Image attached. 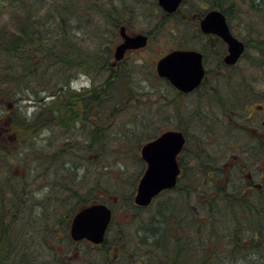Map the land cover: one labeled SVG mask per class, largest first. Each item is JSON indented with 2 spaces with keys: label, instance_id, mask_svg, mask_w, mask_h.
Instances as JSON below:
<instances>
[{
  "label": "trees",
  "instance_id": "1",
  "mask_svg": "<svg viewBox=\"0 0 264 264\" xmlns=\"http://www.w3.org/2000/svg\"><path fill=\"white\" fill-rule=\"evenodd\" d=\"M204 1L210 6L219 7L228 17L235 9L239 14L252 11L264 18V0ZM132 2L134 0H0V137L4 140L7 137L13 141L20 140L19 144L24 141L28 143L38 130L46 129L48 134L42 140L43 143L39 146L32 144L27 152L39 156L41 167L43 160L45 165L46 162L48 164L47 169L52 170L50 167L55 166L54 162L65 151L56 138L58 133L55 130L58 126L66 129L63 134H66L67 140L62 141L67 145L76 140L72 135L78 130L73 124L78 121L84 135L87 132L86 124H92L90 140H84L86 144L79 145L82 153L91 152L102 156L106 152L108 139L103 138L105 133L101 130L100 122L106 121L109 114L118 111V108L124 111L125 102L129 103V97L136 95L128 81L132 73L124 66L111 65L113 51L109 48V36L112 37V33L114 36L116 27L119 30V26L126 21L124 15L128 13ZM190 4L189 1L188 6ZM202 6L198 1L196 7ZM118 32L115 34L117 38ZM254 42L264 55V38ZM81 72L90 76L101 74L104 78L97 84L95 81L93 86L77 91L73 89L71 81ZM151 76L165 87V82L156 75L153 66ZM157 83H154V87ZM238 85L243 86L244 83ZM25 90L34 93L35 99L39 97L41 103L37 105L33 117L20 115L11 107L17 95L20 92L24 94ZM42 93L45 95L41 97ZM121 98L122 101L115 102V106H106ZM161 110L162 105L156 104L155 116L146 114L142 120L162 116ZM197 127L193 139L189 138L194 152L188 161L194 159L197 164H201L202 147L206 152L204 157L209 155L212 159L215 154L212 140L207 136L210 132L203 129L207 126ZM130 134L135 136V130L125 133L123 137H129ZM9 152L0 140V155L8 157ZM258 153H262L260 149L250 151L254 157ZM140 160L144 165V160ZM14 162L0 163V178H4L0 179V264H40L47 260L40 258V249L53 251L55 244L50 243V239L60 236L57 228L67 224L69 218L83 205L103 200L104 196H99L98 190L106 193L121 191L122 198L118 193L120 197H116V201L113 199L115 204L126 203L129 208L137 211L142 209L135 206L132 198L136 182L131 195L124 192L125 187L114 189L112 184L111 188L99 189L95 183L86 194H80L78 198L73 196L79 194L77 188L73 187L74 183L77 184V178L73 180L68 166L62 163L57 166L65 171L60 176L59 186L49 190L46 197L54 196L59 188L61 193L72 192L68 198L75 197L77 203L66 202L71 208L68 214L57 217V220L58 211L51 210L49 213L51 202L43 203L39 199H35L36 204L29 202L37 196L36 190L26 187L25 184L30 181L27 175L23 177V174L14 172ZM16 163L23 173V162L18 160ZM189 163L191 169L192 163ZM192 169L188 175H184L177 188L162 193L174 192L175 196L168 195L157 202L156 212L149 214L148 221L143 220L148 225L139 224V228L146 232L140 236L139 249L129 243L128 235L123 238L122 233L119 235L114 231L111 241V224L104 247L117 246V251L114 252L115 256L105 260L107 263L155 264L163 260L165 264H234L229 259L238 261L243 258L251 264H264V192L251 190L241 184L240 171L232 173L234 176L229 181L221 176V183L216 188L198 189L197 184L204 182L208 175L197 167ZM72 172L79 175V170ZM113 175L110 172V176ZM187 176H190V184L184 185ZM60 199L67 200L66 197ZM36 206L42 208L37 217L32 211ZM125 213L131 214L129 210Z\"/></svg>",
  "mask_w": 264,
  "mask_h": 264
},
{
  "label": "rangeland",
  "instance_id": "2",
  "mask_svg": "<svg viewBox=\"0 0 264 264\" xmlns=\"http://www.w3.org/2000/svg\"><path fill=\"white\" fill-rule=\"evenodd\" d=\"M184 1L185 2H183L180 7V11H178L174 15L167 16L165 14V11L159 5L158 0H134V2H132V6L128 8V13L126 14V16L124 15V17H126V21H124V23L128 25L129 32L132 34L136 32L148 33L150 35V42L149 45L145 48L128 51L126 56L121 60V68L122 66H124L126 70H130V72L132 73L131 77L129 75L130 78L128 81L131 84V89L135 90L136 95L129 97L131 98V101L129 103L125 102L126 108L124 111H122L121 108H118V111L109 114L110 116H108V119H106V121L100 122L101 130H103L105 133V136H103V138H105L106 140L108 139L107 145L110 147H108V149L102 156L91 152L82 153V148L80 146L86 144L84 143V140H90L89 130L92 129V124L90 123L86 124L85 126V130L87 131L85 132L86 135H84L83 133L84 131L81 128L80 122L78 123L77 121V123H74L73 126H75V129L78 131H74V135H72V138L76 140L78 138L82 139H78L79 141L75 140L74 142L71 141L67 145H64L65 142L63 143L62 141L67 140L66 134H63L64 130L66 129L61 126L57 127L55 131L58 133V137L56 138H58L59 143H61V146L65 151L64 153L60 154L59 159L54 162L55 166L52 165L50 167V169L52 170H48L49 168L47 169L46 166L48 164L46 162L45 165L43 160L41 167L39 156L33 155L32 152H27L32 148L33 145L39 146L43 143V141L45 140L44 137L48 134L46 129L43 128L41 130H38V132L34 135L35 137H33L34 139L31 140L32 143L30 141H27L28 143L24 141L19 144L18 142L20 140L13 141L10 137L5 138L4 140L2 137H0V140L6 151L11 152H9L8 157H3L2 155H0V159H2L0 163L3 165V162L5 161H15L12 165L14 166V172L18 175L23 174V177L27 175L30 181L29 184H25L26 187L30 188V190H36L37 196L31 198L29 202L36 204L35 199L42 200L43 203L51 202L50 209L48 207V210L49 213L52 212L51 210H55L56 212L58 211V214L55 217L57 220L59 217H63L64 214H68V211L71 207H69L70 205L68 206V203L66 202L72 204L74 202L77 203V199L75 197H73L72 199H70L71 197L68 198V195H70L72 192L61 193L58 188L57 191L55 190L56 193L54 194V196L46 197L49 194V190H51L53 187L59 186V180L61 179L60 176L62 177V174L65 171H62V169L58 168L57 166L59 164L62 165V163H66L65 165L68 166L69 172L71 173L70 175L72 176L73 180H75V177L77 178V181H75L78 185H75L74 183L73 187L77 188V192H79V194H72L73 196L76 195V197L78 198L80 194H86L89 189L93 188V185L95 183H97L96 185L99 186V189H102L103 187L111 188L112 184H114L112 186L114 189L121 190L123 187H125L126 191L124 192L131 195V190L133 189L134 183L136 182L132 195L134 201L140 174L141 172H143V169L146 166V163L143 165V162H141L140 160L142 158L141 147L147 140H149V138L154 136V134L157 135L170 126V122L168 120L166 112L168 108L165 102L168 93L165 91V87L163 85L160 86L161 82L157 83L152 78V66L155 67V63L160 56H162L165 52L169 51L173 47L177 46V42L184 43L187 35L183 36V34H187L190 30V25L194 24L193 22H191V19L187 17L188 12L203 11L201 7H196L198 1L201 2V4H203L204 6H208L207 2L204 0H188V2L186 0ZM189 1L191 2L190 6H188ZM228 18L233 31L241 39L245 40V42H248L245 53L242 55V57L238 61L237 66L234 69L236 74L232 78V81L236 82V84L244 83L243 86H249L250 88L252 87L255 91H264V55L259 51L258 45H256L254 42V40L258 38H264V18L261 16L259 17L252 11H246L239 14L235 9ZM93 24H95V21H93ZM91 28L94 29V27ZM88 31L91 32L89 28ZM117 31L118 27H116L115 29L114 36L112 33L113 38L109 36V48L112 51L114 50L116 44L121 40V37L117 38L115 35ZM177 31H179V33ZM176 33H178V35ZM171 34L174 35V38L171 36ZM172 39L176 40V42H173ZM102 78H104V75L95 74V76H90L81 72L80 74H78V76L74 77V79L71 81V85L73 89L82 91L83 88L93 86L95 81L97 84V82H100ZM225 80L222 81V85L226 88V86L229 85L227 83L229 80ZM154 83H157L155 87ZM222 90L223 88L221 89V91ZM43 95L45 94L42 93L41 97ZM17 96V99L14 101L11 107L19 112L20 115L26 113L33 114L38 107L37 105H41L38 100L39 97H37L38 99H35L36 95L34 93H30L25 90L24 94H21L20 92ZM123 96L124 92H122V97ZM49 98L50 96L47 97V99ZM121 101L122 98L113 101L114 103H108L106 106H115V102L117 103ZM261 102L264 103V97L257 103ZM156 104L158 106L162 105V116L160 115L155 119L147 118L146 120H142V118L146 114H153L155 116ZM120 107H122V105H120ZM210 107H212V105L208 101H205L204 108L207 109ZM214 110L216 112H218L219 110L218 113L221 115L223 109H221V106L219 109L215 104ZM243 110L244 108L241 111L242 113L246 112L245 110ZM92 111L94 112V110ZM260 114L261 113L259 112L258 115ZM216 115L217 114H215L214 116ZM96 120L98 121V119ZM93 122L94 121L92 120V123ZM226 122H228L227 117H220L218 120L216 119L211 128V134H213L212 136L214 137L211 138L214 152H219L218 147L220 146V141L232 139V137L230 138L228 136L230 133L225 125ZM251 125L253 126L254 130L260 126L253 122H251ZM234 128H236V126H233V130ZM133 129L136 132L135 136L133 134H130L129 137H123L125 133L127 134ZM197 129L198 127L196 126V124L193 123V125L190 126V133L194 134L195 132H197ZM206 132L208 131L206 130ZM252 134L253 131L251 129L245 130L244 133L238 130L237 134L235 135V139L242 140L245 135L251 136ZM234 154H239L241 156L242 152L234 149L232 150V155ZM261 154L258 153L256 157H251V160L253 161L252 166H255V168L262 166V164L264 163V154ZM224 156H222L221 158L222 162ZM230 157L232 158L233 156ZM98 159H103V161L101 162ZM18 160H20V162H23V165L25 167V169L24 167L22 168L23 173L20 172L21 167L16 163V161ZM72 161H74V163H72ZM75 170H79V175L76 176L75 172H72ZM110 172L114 173V175L110 176ZM17 178L20 179V177ZM0 179L4 180L3 177H1ZM49 185H51L50 189ZM103 191L104 190H98V195L104 196V199L102 201H105L106 203L111 205L114 212L112 227L109 233L110 240L112 241L114 231L115 234L119 233L120 235L122 233L121 235L123 236V238L128 235L127 239L129 243L138 249L140 246V236L146 234L144 229L139 228V226L142 223L144 226L146 224L148 225L147 221L149 218V214H153L156 212L155 209L159 200L167 197L168 195L175 196L174 192L164 193L158 196L150 206L137 211L135 208H129L130 206H128L126 203L118 202L117 204H115L113 202V199H115L114 201L117 200L116 197L119 196L118 193L121 196L123 192L114 190L108 193L104 191V193ZM34 193H32V196H34ZM63 197H66L67 200L60 199ZM42 202L38 203L40 204ZM41 209L42 208L39 206L33 207L32 211L35 213L34 216L37 217ZM128 210L131 213L129 215L125 213ZM138 213H140V215H137ZM71 218H69L68 221L66 220L67 224L64 223L57 228V230L60 231V236L57 239H50V243L52 242L53 244H55L54 249H52L55 254L63 258H69L68 255H71L74 258L71 259L70 262L74 264L85 263V257H87L89 262L92 264H109L110 262L107 263V261L105 260L111 256L116 255L114 252L117 251V246L107 248L104 247V243L102 246L93 247V245H91L87 241H74L70 235ZM157 219L159 218L157 217ZM143 220H147V223H144ZM121 239L122 238L119 239V242ZM53 251H49V249L46 248L41 249L42 254L40 255V258H44L47 259V261H50L49 253H53ZM63 251L67 252L68 254L64 253ZM75 257L77 258V260H75ZM229 262L234 264H251L249 261H246V259L243 258L238 259V261L229 259ZM155 264L165 263H163V260H159Z\"/></svg>",
  "mask_w": 264,
  "mask_h": 264
},
{
  "label": "flooded vegetation",
  "instance_id": "3",
  "mask_svg": "<svg viewBox=\"0 0 264 264\" xmlns=\"http://www.w3.org/2000/svg\"><path fill=\"white\" fill-rule=\"evenodd\" d=\"M201 8L203 9L201 12L190 11L188 12V15L186 14L194 24L190 25L189 34H183V36L187 35L184 43L177 42V46L164 53L166 54L177 49L197 50L202 54V64L204 68V75L200 84L190 91H182L176 87L171 80L167 78L163 79L165 82V91L168 93L165 99L166 106L168 108L166 112L170 122V124L168 123L170 125L168 128L182 130L187 138L182 152L178 154V160L181 165L180 177L188 175L189 170L192 171L193 167H197L200 172L208 175V178H205L204 182L197 184V188L213 189L216 188L218 183H221V176H224V179L229 181L231 176H234L232 173L240 171L242 178L240 179L241 184L246 185L251 190L255 189L264 192V163L262 166L256 165L259 167L255 168V166H252L253 161L251 160L252 155L250 154L252 149L254 151L260 149L262 154H264V103H257L259 100L263 99L264 91H255L252 87L241 86L232 81V78L236 74L234 69L238 62L232 64L226 61L229 46L222 37L214 32H205L201 28L202 18H204L213 6L211 7L210 5H206ZM178 11H180V9ZM174 14L175 13L167 16ZM230 29H232L231 25ZM127 30L129 32V28H127ZM177 32L179 33V31ZM178 33L176 34L178 35ZM233 33L235 34L234 31ZM171 36L174 38L173 34H171ZM172 40L173 42H176V40ZM154 70L156 73V67H154ZM225 79L229 80L227 82L229 85L226 86V88L222 85V81ZM222 88V91L228 92H222ZM205 101H208L212 107L205 109ZM215 104L219 109L220 106L221 109H223L221 115L218 113L219 110L218 112L214 110ZM242 107L246 112H241L243 109ZM259 112L261 113L260 115H258ZM26 114L29 117H33L34 115L28 113ZM215 114L217 115L214 116ZM220 117L228 118V122H226L225 125L230 133L228 136L230 138L232 137V139L220 141L221 143L219 145H221V147L218 149L219 152H214L215 155L212 159L209 155L208 157H204L206 152L202 147L200 155L203 159L201 164H197L194 159L188 161L190 155L194 152L190 145L191 141L189 138L193 139L192 136L195 135L190 133L189 126L193 123L197 124V126H207V128L204 127L203 129L210 132L207 136L211 139L214 138L212 136L213 134H211V128L216 119L218 120ZM251 122L260 126L254 130ZM233 126H236L234 130ZM247 129H251L253 131L251 136L245 135L242 140L235 139V135L238 130L244 133ZM200 144L202 145V143H199V145ZM234 149L241 151L242 155H232V150ZM222 156H224L223 162L221 161ZM230 156L233 157L231 158ZM245 157H248L249 159ZM189 162L192 163L191 169L189 168ZM242 175H244V177H242ZM186 180L187 181H185L184 185L190 184V176H187ZM79 241H87L93 245V247H98V245H94L87 239ZM50 250L51 249H49V251ZM49 256L51 257L50 261L46 260L40 264H74L70 262V260L74 258L71 255H68L69 258H63L56 255L53 251V253H49ZM75 260H77L76 257ZM83 264L92 263L89 262L88 258H85V263Z\"/></svg>",
  "mask_w": 264,
  "mask_h": 264
},
{
  "label": "water",
  "instance_id": "4",
  "mask_svg": "<svg viewBox=\"0 0 264 264\" xmlns=\"http://www.w3.org/2000/svg\"><path fill=\"white\" fill-rule=\"evenodd\" d=\"M168 12H174L182 0H158ZM206 32L219 34L229 46L226 61L234 63L245 49V44L234 36L229 28L226 15L219 9L210 10L201 21ZM124 41L115 48V58L120 60L128 49L146 46L149 36L146 33L126 34V27L121 26ZM157 71L168 77L178 88L190 91L197 86L204 74L202 54L196 50H174L157 63ZM185 143L183 132L167 130L156 139L145 143L141 148L147 168L139 180L135 201L139 205H148L162 190L172 188L177 183L180 165L177 154ZM112 209L104 202H97L81 208L73 217L71 235L79 240L88 238L95 243L102 242L111 221Z\"/></svg>",
  "mask_w": 264,
  "mask_h": 264
}]
</instances>
